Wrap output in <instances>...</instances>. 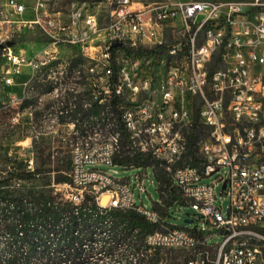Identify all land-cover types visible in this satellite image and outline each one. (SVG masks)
Instances as JSON below:
<instances>
[{"label":"built area","instance_id":"1","mask_svg":"<svg viewBox=\"0 0 264 264\" xmlns=\"http://www.w3.org/2000/svg\"><path fill=\"white\" fill-rule=\"evenodd\" d=\"M59 3L0 0V79L8 90L5 104H16L10 122L32 120L31 145L40 137L34 134L33 120L41 112H48L50 125L55 115H62L59 135H65L63 144L70 150L71 180L50 184L54 200L47 203H79L80 213L83 206H103L111 214L113 204H122L126 213L152 216L153 225L144 229V239L153 244L152 264H162L163 255L178 251L190 254L182 264H264V132H252L259 110H264V0L149 5L69 0L66 10L57 9ZM100 6L111 8L105 27L95 11ZM32 34L44 38L42 49L19 48V39ZM176 35L180 41L170 43L168 36ZM96 39L103 45L104 62L79 64L90 83L85 94H75L78 79L60 68V53L78 47L81 55L95 60ZM127 49L135 52L128 55ZM156 58H163L162 68H155ZM217 58L221 65L215 68ZM42 61H50V68L42 69ZM55 74L69 77L70 96L61 104L44 102V97L27 102V78L55 79ZM11 88H21V94ZM141 99L150 100L149 109L128 116V108ZM54 106H61V113H54ZM88 106H96L105 120L114 113L119 131L104 149L90 146L79 152L76 138L94 136L85 135L82 122H76V109H84L85 115ZM245 115H255V122H245ZM169 119L182 123L181 135L173 134ZM197 127L203 137L192 154ZM144 131H151L152 141H144ZM121 135H128L131 145L120 144ZM123 151L130 158L150 156L151 161L118 164ZM179 154H189V161H179ZM25 162L29 171L35 170L33 157ZM162 163H169V170H162ZM100 165L148 166L159 188L163 172L196 211V233L170 223L171 206L162 196L152 208L137 203L135 190L146 192L148 173L118 178L98 169ZM217 174L212 182H203ZM219 184L221 196L229 200L226 212L217 204ZM154 218L170 228L169 236L155 234ZM217 235L222 241L211 243Z\"/></svg>","mask_w":264,"mask_h":264},{"label":"trees","instance_id":"2","mask_svg":"<svg viewBox=\"0 0 264 264\" xmlns=\"http://www.w3.org/2000/svg\"><path fill=\"white\" fill-rule=\"evenodd\" d=\"M134 52L133 49H127L128 55ZM114 57L115 53L112 60L113 68L116 69ZM220 65V58H217L214 67L218 68ZM201 135V127L194 129L191 136L192 154L196 147L194 142ZM125 153L123 151L122 157H118L115 162L123 164L133 161L136 165H145L151 161L150 156L136 155L130 158ZM50 160L51 156H48L49 163ZM70 171L71 159L65 162L61 158L54 168L46 169V164H41L34 171H29L23 162L16 160L0 172V264H152L154 255L148 253L141 238L149 225L144 217L117 210H113L117 215L101 213L96 206H83L84 210L80 213V207L76 210L73 203H47L54 200L51 189H38L23 183L29 184L42 178L45 181L43 185L49 186L53 174L56 183L70 182ZM159 179L160 193L167 207L176 201L185 204L163 172L159 173ZM163 192L167 193V197ZM99 253L118 254L119 257L107 262L101 258L95 261L90 259V255Z\"/></svg>","mask_w":264,"mask_h":264},{"label":"rangeland","instance_id":"3","mask_svg":"<svg viewBox=\"0 0 264 264\" xmlns=\"http://www.w3.org/2000/svg\"><path fill=\"white\" fill-rule=\"evenodd\" d=\"M135 3H140L141 5H149L154 3H161L166 1H183V2H195V1H211V2H253L255 0H133ZM69 0H60L57 9L66 10L68 7ZM138 7V5H135ZM95 11L99 14L100 25L105 27L108 25L109 16L111 8L108 6H100L95 8ZM202 17H199L198 21L200 22ZM96 39L93 43L95 49L94 54L96 56L95 60H92L86 56L80 54V50L77 47L68 48L65 51L60 53V59L62 62H73L79 64L98 62L103 63L102 57V43ZM23 44L19 48H24L26 50H41L43 44L45 43L44 38L40 34L36 35H27L24 38L19 39ZM168 41L172 44H175L180 41L179 37L168 36ZM165 56V55H164ZM174 63V62H173ZM163 67V58H156L155 68ZM78 70L81 71V67H78ZM86 74H81L78 76V90L83 89L85 83ZM89 79V77H87ZM88 89V87H87ZM86 89V90H87ZM9 91L16 94H21V88L9 89ZM86 91H82L81 94H85ZM8 90L4 88L3 82L0 79V172L5 170V167L10 164L12 161L23 162L26 165L25 160L33 157L35 160V167H38L41 164H46V169L54 168L58 164L59 159H63L65 162L70 160V150L68 147H65L63 144V137L65 135L58 134H40L39 128L44 126L43 119L38 117L34 121V134L40 136L38 139H33L32 144L30 145L29 139L33 136L31 132V119L24 118L18 124H12L10 122V116L12 114L11 109L5 108L7 102ZM54 102L53 104H55ZM56 104H61L57 102ZM60 107L61 106H56ZM96 108V106H94ZM80 110V109H79ZM11 111V112H10ZM62 123V119L60 120ZM59 135V136H58ZM200 137H203L201 135ZM29 145V146H28ZM51 156L50 163L47 161V157ZM47 161V163H45ZM189 161V158L187 159ZM11 168V167H10ZM100 170L113 173L118 178H132L138 172L142 173L144 168H124L120 165H100L97 167ZM148 178L145 180L146 192L141 193L139 190H135V199L139 205H144L146 208H152L154 203L161 198L159 180L158 177L154 174L152 169H147ZM217 175L212 176L211 178L204 179V183H210L217 178ZM49 178V177H48ZM55 175H51V183L55 182ZM48 181V180H47ZM44 179H39L32 183H24V185L44 188V190L51 189L49 186H44ZM221 184L217 186V204L223 206V211L226 212L229 200L223 198L220 193ZM170 214V223L180 227L193 228L194 224L198 222V217L196 211L192 209L190 205L175 203L171 206L169 210ZM192 220L193 222L188 224L186 220ZM142 241L144 239V232L141 235ZM222 237L217 235L212 240L211 243H220ZM190 254L184 251H178L173 254H165L162 256V264H182L184 258L189 257ZM112 264H118L112 262ZM123 264V263H122Z\"/></svg>","mask_w":264,"mask_h":264},{"label":"bare ground","instance_id":"4","mask_svg":"<svg viewBox=\"0 0 264 264\" xmlns=\"http://www.w3.org/2000/svg\"><path fill=\"white\" fill-rule=\"evenodd\" d=\"M78 67H80V66L77 64H70V62L60 61V68H62L63 71L72 72L75 79H78V76L81 74V71L78 70ZM49 68H50V61H42V69H49ZM85 77H86V80H85V83L83 85V89L81 91L78 90V83L76 81L75 94H81L82 91H87L86 89L88 87V84L90 83V75L86 74ZM87 77H89V79H87ZM24 91H26V93H27V102H34L36 100H43V97H44V102H53V103L54 102H56V103L61 102L62 100L67 99L70 96L69 77L66 75H63V74H55V79H50L49 77H42L41 78V76H30L29 78H27L26 82L24 83ZM5 107L10 108L11 111H16V104H6ZM149 107H150V100L149 99L138 100L137 103L135 104V108H128V116H135V112H142V111H144V109H149ZM54 113H61V109L60 110H54ZM11 116H12V114H11ZM85 116H88V121H85ZM39 117L41 119H43V123H44V126L39 128L40 134H53L54 135V134L59 133L60 120L62 119V115H55V121H52L51 125L47 124L48 123V112L41 114V116H39ZM76 122H82V129L84 130L85 135L94 134V136H88L86 138H76V145L79 146V152H86L87 147H90V146L92 148H95V149H104L108 145L109 141H116V134H117V131H119V124H118V121L116 120V115L114 113H107L106 114V120H105L103 118V116L98 114V108L97 107L95 108L94 106H88L85 108V115H84V109H80V110L76 109ZM245 122H255V115H245ZM169 126H172V131H173L174 135H181L182 123L177 122V119H169ZM252 132H264V110H259L258 121H256L255 123L252 124ZM201 139H202V137H198L195 140L194 144L196 147H199V145L201 143ZM144 141H152L151 131H144ZM120 144L131 145V138H129L128 135H121L120 136ZM188 158H189V154H179V161H187ZM134 168H144L145 171H143L142 173H148L147 172L148 166H134ZM162 170H169V163H162ZM138 173H140V172H138ZM106 201H107V198H104L103 202L106 203ZM73 204L75 205L76 210L80 207L79 203H73ZM96 207H97V210L100 211L101 213L104 212L103 206H96ZM113 210L126 212V208H123L122 204H113ZM138 214L140 216L144 217L149 225H153V217L152 216L146 215L145 213H138ZM154 232L156 235L169 236L170 235V228L166 227V225L163 223L161 218H154ZM185 233H196V226L193 228L185 227ZM74 234H75V232H74ZM136 236H138V235H136ZM72 240H73V238H72ZM128 243L129 242H127V244ZM142 243L146 248H148V253H150V254L153 253V244H152L151 239H143ZM131 244H132V242H131ZM133 247H135V246H133ZM124 248H126V247H124ZM112 250H113V248H112ZM124 251H126V250H124ZM142 251H144V250H142ZM143 254L145 255V253H143ZM90 256H91V258H90L91 260L95 261V260L101 258L102 260H104L106 262L110 259H114L116 257H119L118 254L107 255V254H103V253L92 254ZM130 258H132V256H130ZM140 258H142V257H140ZM123 260H125V259H123Z\"/></svg>","mask_w":264,"mask_h":264},{"label":"flooded vegetation","instance_id":"5","mask_svg":"<svg viewBox=\"0 0 264 264\" xmlns=\"http://www.w3.org/2000/svg\"><path fill=\"white\" fill-rule=\"evenodd\" d=\"M56 104V103H55ZM54 110H60V107H56V106H54ZM43 113H47V112H41V114H43ZM41 114H39V116H41Z\"/></svg>","mask_w":264,"mask_h":264},{"label":"water","instance_id":"6","mask_svg":"<svg viewBox=\"0 0 264 264\" xmlns=\"http://www.w3.org/2000/svg\"><path fill=\"white\" fill-rule=\"evenodd\" d=\"M117 46H119L120 44H116ZM186 223L190 224L192 221L190 219L185 221Z\"/></svg>","mask_w":264,"mask_h":264}]
</instances>
